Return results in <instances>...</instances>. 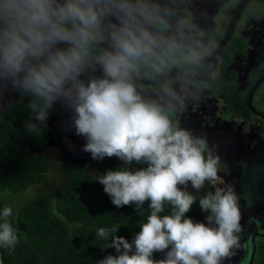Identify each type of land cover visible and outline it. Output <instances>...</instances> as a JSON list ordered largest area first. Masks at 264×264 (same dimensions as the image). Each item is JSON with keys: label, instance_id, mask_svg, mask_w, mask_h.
<instances>
[{"label": "clouds", "instance_id": "9594fccd", "mask_svg": "<svg viewBox=\"0 0 264 264\" xmlns=\"http://www.w3.org/2000/svg\"><path fill=\"white\" fill-rule=\"evenodd\" d=\"M189 3L0 0V91L10 86L31 96L26 131L39 135L53 104L62 103L86 138L84 152L124 164L98 176L111 203L140 209L148 202L131 242L116 226L97 230L104 240L111 236L106 247L116 255L96 264H222L238 245L241 212L232 186L199 198L207 223L185 215L197 202L186 189L215 187L219 164L206 136L174 119L211 55L204 33L182 14ZM133 162L147 166L130 170ZM165 205L171 212L160 215ZM12 214L7 205L0 212V247L14 251ZM156 252L164 258L153 259Z\"/></svg>", "mask_w": 264, "mask_h": 264}, {"label": "flooded vegetation", "instance_id": "af4514ba", "mask_svg": "<svg viewBox=\"0 0 264 264\" xmlns=\"http://www.w3.org/2000/svg\"><path fill=\"white\" fill-rule=\"evenodd\" d=\"M182 14L190 15L204 33L211 55L174 119L194 136H206L213 155L219 157L215 187L205 182L198 192L190 185L186 189L197 202L185 215L194 222L207 223L199 198L232 186L239 198L241 231L236 234L238 245L232 249L233 255L222 264H264V0H190ZM30 100L29 94L19 90L17 98L2 110L8 106L28 108ZM46 121L43 125L52 130V136L31 150L42 153L49 145L63 146L64 167L74 153L82 155L87 159L86 172L94 179L91 185L104 174L98 164L111 165L116 160L115 156L93 160L82 150L86 138L75 133L71 110L62 103L53 104ZM116 165L124 167L120 160ZM146 166L133 162L129 168ZM149 212L141 216L140 223L146 222ZM123 217L132 226L138 223V214ZM163 258L162 252L153 254L155 260Z\"/></svg>", "mask_w": 264, "mask_h": 264}, {"label": "trees", "instance_id": "16d2710c", "mask_svg": "<svg viewBox=\"0 0 264 264\" xmlns=\"http://www.w3.org/2000/svg\"><path fill=\"white\" fill-rule=\"evenodd\" d=\"M30 109L8 106L0 113V212L12 207L9 221L18 235L14 251L0 247L2 264H96L107 255H116L106 247L109 240L96 235L101 227H118L116 235L129 242L139 231L141 216L146 215L148 202L140 209L133 205L117 208L103 191V185L86 172L84 157L74 153L65 165V179L55 192L43 195L25 204L14 203V195L42 180L47 161L42 153L31 150L52 136V130L39 126V135L25 129ZM34 122V121H33ZM119 159L109 165H98L104 171L116 170ZM171 206L165 205L166 215ZM138 214V223L132 226L123 216Z\"/></svg>", "mask_w": 264, "mask_h": 264}, {"label": "rangeland", "instance_id": "374dc122", "mask_svg": "<svg viewBox=\"0 0 264 264\" xmlns=\"http://www.w3.org/2000/svg\"><path fill=\"white\" fill-rule=\"evenodd\" d=\"M38 150V149H37ZM35 151V150H34ZM47 159V170L40 182L30 185L14 195V203L25 204L30 200L55 192L59 183L65 179L64 159L66 152L63 146L55 144L42 148L41 151ZM10 203L8 202L7 205Z\"/></svg>", "mask_w": 264, "mask_h": 264}, {"label": "water", "instance_id": "95a60500", "mask_svg": "<svg viewBox=\"0 0 264 264\" xmlns=\"http://www.w3.org/2000/svg\"><path fill=\"white\" fill-rule=\"evenodd\" d=\"M18 94L19 90L13 89L10 86L0 91V111L16 99ZM46 123L49 124L50 121H46Z\"/></svg>", "mask_w": 264, "mask_h": 264}]
</instances>
